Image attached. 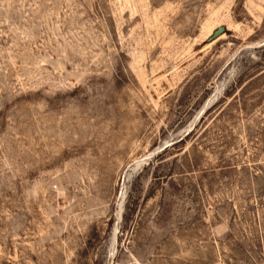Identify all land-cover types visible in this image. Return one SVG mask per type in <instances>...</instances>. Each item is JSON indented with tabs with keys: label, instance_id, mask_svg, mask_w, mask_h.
Returning a JSON list of instances; mask_svg holds the SVG:
<instances>
[{
	"label": "rangeland",
	"instance_id": "rangeland-1",
	"mask_svg": "<svg viewBox=\"0 0 264 264\" xmlns=\"http://www.w3.org/2000/svg\"><path fill=\"white\" fill-rule=\"evenodd\" d=\"M0 264H264V0H0Z\"/></svg>",
	"mask_w": 264,
	"mask_h": 264
},
{
	"label": "water",
	"instance_id": "water-1",
	"mask_svg": "<svg viewBox=\"0 0 264 264\" xmlns=\"http://www.w3.org/2000/svg\"><path fill=\"white\" fill-rule=\"evenodd\" d=\"M225 31H226V27L225 26L221 25V26L217 27L213 31L212 35L209 37V40L212 41V40L218 38L220 35L225 33Z\"/></svg>",
	"mask_w": 264,
	"mask_h": 264
},
{
	"label": "bare ground",
	"instance_id": "bare-ground-1",
	"mask_svg": "<svg viewBox=\"0 0 264 264\" xmlns=\"http://www.w3.org/2000/svg\"><path fill=\"white\" fill-rule=\"evenodd\" d=\"M219 92H220V91H219ZM219 92H218V93H219ZM215 95H216V94H215ZM217 96H218V95H217ZM213 100H214V99H213ZM201 112H202V111H201ZM189 127H190V125H189ZM188 129H189V128H188ZM180 132H181V131H180ZM136 163H137V162H136ZM136 163H135V164H136ZM142 164H144V161H138V164H136V167H135V168H136V169H137V168H140V167H137V166H138V165H142ZM132 167H134V166H132ZM141 167H142V166H141ZM135 168H134V170H135ZM130 173H131V171H130ZM130 176H132V175L130 174Z\"/></svg>",
	"mask_w": 264,
	"mask_h": 264
}]
</instances>
